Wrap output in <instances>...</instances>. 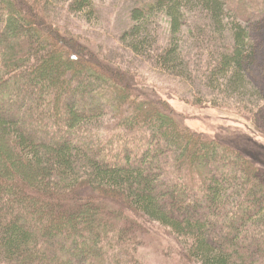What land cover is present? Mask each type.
<instances>
[{
    "label": "trees",
    "instance_id": "16d2710c",
    "mask_svg": "<svg viewBox=\"0 0 264 264\" xmlns=\"http://www.w3.org/2000/svg\"><path fill=\"white\" fill-rule=\"evenodd\" d=\"M97 2L0 0V264H142L143 231L157 226L193 264H264L263 171L169 105L150 107L121 62L92 55L64 11L93 15ZM141 3L126 49L250 109L249 28L264 0Z\"/></svg>",
    "mask_w": 264,
    "mask_h": 264
},
{
    "label": "rangeland",
    "instance_id": "374dc122",
    "mask_svg": "<svg viewBox=\"0 0 264 264\" xmlns=\"http://www.w3.org/2000/svg\"><path fill=\"white\" fill-rule=\"evenodd\" d=\"M97 4L93 15L90 10L74 14L64 11L69 29L83 35L86 45L92 46V55L104 53L112 60L121 62V69L137 77L139 92L146 98L147 94L154 102L149 104L150 107H157L155 102L169 105L183 126L209 140H220L237 148L264 173V21L253 22L249 28L254 44L251 48L253 60L247 72L252 99L250 109L245 111L241 108L240 99L212 95L198 80L197 83L185 82L171 73L156 69L152 62H147L146 58L135 55L122 45L121 37L133 25L132 13L137 6L142 5L141 0H98ZM169 27V20L165 16H161L154 27L156 36L162 37V45L168 42ZM194 41V35L190 34V38H187V54L192 55L193 59L198 53L194 50ZM197 97L209 101L199 102ZM2 100L6 101L0 97V102ZM213 100H218L219 104L213 103ZM66 107L64 105L63 112ZM37 109L31 111L32 116L29 118L35 116ZM29 132L38 133L46 139L50 135L38 131L37 126ZM64 140H67L65 136L61 138V141ZM179 202L183 204L184 201L179 199ZM182 204L178 206L180 209H184ZM143 232L144 241L139 251L142 264H193L184 255L182 244L170 229L157 226L152 231ZM255 249L261 250L259 245Z\"/></svg>",
    "mask_w": 264,
    "mask_h": 264
}]
</instances>
